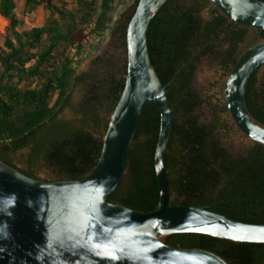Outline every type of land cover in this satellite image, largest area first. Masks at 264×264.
Masks as SVG:
<instances>
[{"label": "trees", "instance_id": "16d2710c", "mask_svg": "<svg viewBox=\"0 0 264 264\" xmlns=\"http://www.w3.org/2000/svg\"><path fill=\"white\" fill-rule=\"evenodd\" d=\"M138 2L135 0L134 11L118 30V41L125 53L127 27ZM14 9V0H0V15L9 20L5 46L0 47V63L6 74L22 71L36 76L50 61L54 44L26 69L35 58L31 50L40 42L45 29L20 34L16 30L19 21ZM77 38L82 42L85 36L79 33ZM261 40H264L263 30L231 21L209 0H169L151 21L147 33L149 55L161 83L166 86L173 117L166 153L173 206L200 207L234 221L264 224V145L252 142L246 153H231L220 139L221 132L227 128L220 119V114L229 113L226 105L220 111H213L211 123L202 124L196 110L203 102L193 89L194 75L203 59L220 60L229 74L241 56ZM126 69L127 58L123 72L110 69L74 77V87L88 84L89 88L78 111L83 117L80 126L60 119L70 103L66 82L71 71L67 68L58 77L60 92L53 108L46 106L47 90L29 91L25 101H29L32 110L12 119L14 108L0 100V160L10 165L5 157L29 149L27 170L11 166L25 176L41 180L33 169L42 163L55 172V178L45 182L83 178L100 157L109 118L124 90ZM246 103L251 115L264 124V64L248 83ZM104 107L107 118L100 114ZM159 130L160 112L153 103L146 102L127 172L117 190L108 197L110 203L142 212L157 207L160 193L154 154ZM166 244L180 249L207 250L229 264H264V244L234 243L196 233L170 235Z\"/></svg>", "mask_w": 264, "mask_h": 264}, {"label": "water", "instance_id": "95a60500", "mask_svg": "<svg viewBox=\"0 0 264 264\" xmlns=\"http://www.w3.org/2000/svg\"><path fill=\"white\" fill-rule=\"evenodd\" d=\"M167 1L139 0L128 24L125 86L91 172L80 180L45 182L29 178L0 160V264H229L207 250L167 245L166 238L178 233L264 244V224L234 221L200 207L172 205L166 167L172 110L166 86L151 63L147 42L148 27ZM209 1L231 21L264 31L263 1ZM263 64L261 40L241 56L223 89L237 129L262 145L264 124L251 115L246 90ZM146 102L160 112L154 154L160 199L150 212L108 201L127 172Z\"/></svg>", "mask_w": 264, "mask_h": 264}, {"label": "rangeland", "instance_id": "374dc122", "mask_svg": "<svg viewBox=\"0 0 264 264\" xmlns=\"http://www.w3.org/2000/svg\"><path fill=\"white\" fill-rule=\"evenodd\" d=\"M14 2L13 13L19 21L16 30L20 34L30 33L37 28L45 29L40 42L31 50L35 58L25 68L33 65L53 44L54 49L50 61L43 65L41 72L36 76L26 75L22 71L6 74L0 63L1 102L14 108L11 113L13 119L26 110H32L29 101H25L29 91L43 93L47 90L46 106L53 108L60 92L58 77L67 68L71 71L66 82L70 103L64 108L60 119L80 126L79 122L83 117L78 111L89 88L88 84L74 87V77L85 73L96 74L101 70L112 69L119 71L118 73L124 71V60L127 57L120 47L118 30L134 11L135 0H36L31 4L27 0ZM204 17H208L207 11L204 12ZM8 26L9 20L0 15V47L5 46ZM79 33L85 36L82 42L78 41ZM12 39L15 41L14 37ZM228 75L220 60L212 58L203 59L197 69L193 89L203 102L196 110L202 124L211 123L213 111H220L225 104L223 89ZM100 114L102 118H107L106 107L100 109ZM220 119L227 126L220 134L222 144L231 153H246L252 146V141L237 130L236 126L233 127L234 122L229 113L220 114ZM29 152V149H25L11 155L13 165L18 169L27 170ZM33 172L41 180L55 178L53 169L45 167L42 163H39Z\"/></svg>", "mask_w": 264, "mask_h": 264}, {"label": "flooded vegetation", "instance_id": "af4514ba", "mask_svg": "<svg viewBox=\"0 0 264 264\" xmlns=\"http://www.w3.org/2000/svg\"><path fill=\"white\" fill-rule=\"evenodd\" d=\"M122 51H124V50H122ZM122 61H123V59H122ZM123 64V63H122ZM11 155H13V154H10L8 157H5V161H8L9 162V164H10V166H13V161L10 159V156Z\"/></svg>", "mask_w": 264, "mask_h": 264}]
</instances>
